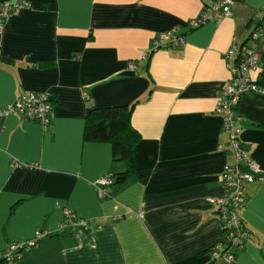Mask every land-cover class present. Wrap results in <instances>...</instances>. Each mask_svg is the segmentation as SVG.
Masks as SVG:
<instances>
[{"label":"crops","instance_id":"obj_1","mask_svg":"<svg viewBox=\"0 0 264 264\" xmlns=\"http://www.w3.org/2000/svg\"><path fill=\"white\" fill-rule=\"evenodd\" d=\"M26 1L0 29V255L41 230L47 236L12 264H207L224 241L221 176L236 164L215 112L231 80L225 55L251 45L264 0H231L230 16L198 28L190 23L219 0ZM258 54L250 75L264 87V28ZM30 93L50 95L46 130L7 112ZM131 105L136 174L102 199L96 182L126 166L110 144L84 142L85 120ZM237 111L261 173L244 189L252 236L235 264H264V92L243 96ZM66 210L89 230L61 228Z\"/></svg>","mask_w":264,"mask_h":264},{"label":"built area","instance_id":"obj_2","mask_svg":"<svg viewBox=\"0 0 264 264\" xmlns=\"http://www.w3.org/2000/svg\"><path fill=\"white\" fill-rule=\"evenodd\" d=\"M231 0H219L205 9L196 20L190 25L198 28L204 25L212 16L228 17L231 15ZM30 7L26 0H5L0 1V29L4 28L10 18ZM264 28V12L258 27L251 32L249 41L251 45L244 47H233L226 53V58H233L232 65H228L231 74L229 85L222 92V96L217 100L215 112L223 119L222 131L228 136V147L234 153L236 164L227 166L221 176L226 194L224 197L216 199V212L221 220V228L224 233V241L213 246L209 250L210 261L207 264H235L237 253L244 248L246 241L251 239V232L247 229L241 212L245 207L247 197L244 189L247 184H252L261 173L257 164L248 156L246 149L240 141L242 133L241 123L243 118L238 114L237 107L243 96L264 92V88L252 79L251 72H259L261 61L258 54V45L261 40V32ZM169 32L165 35L171 37ZM174 42H182L181 38H175ZM161 47V43L156 41L153 50ZM148 57V54L145 55ZM52 103L50 95L47 93H30L16 99L13 105L7 108L8 113H17L27 120L39 122L46 130L51 124ZM221 149L224 146H220ZM18 165V164H17ZM21 166V165H20ZM24 167H31L25 165ZM247 169V171L244 170ZM113 180L110 176L100 178L96 182L98 196L107 198ZM72 226L74 230L88 231L90 222L77 217L71 211H65V218L61 224ZM98 229L101 226H97ZM47 234L37 230L32 239L23 242H13L0 255V260L12 264L19 259L23 251L36 247Z\"/></svg>","mask_w":264,"mask_h":264},{"label":"trees","instance_id":"obj_3","mask_svg":"<svg viewBox=\"0 0 264 264\" xmlns=\"http://www.w3.org/2000/svg\"><path fill=\"white\" fill-rule=\"evenodd\" d=\"M134 107L135 105L92 109L85 120L84 142L110 144L113 161L122 162L126 166L124 172L110 176L113 186L125 183L136 174L135 148L141 137L131 124ZM3 263L8 264L1 260L0 264Z\"/></svg>","mask_w":264,"mask_h":264},{"label":"rangeland","instance_id":"obj_4","mask_svg":"<svg viewBox=\"0 0 264 264\" xmlns=\"http://www.w3.org/2000/svg\"><path fill=\"white\" fill-rule=\"evenodd\" d=\"M241 116V115H240Z\"/></svg>","mask_w":264,"mask_h":264}]
</instances>
